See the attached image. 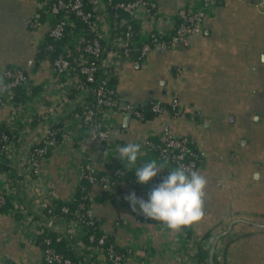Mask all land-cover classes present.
Returning a JSON list of instances; mask_svg holds the SVG:
<instances>
[{
  "label": "crops",
  "instance_id": "0c3cea01",
  "mask_svg": "<svg viewBox=\"0 0 264 264\" xmlns=\"http://www.w3.org/2000/svg\"><path fill=\"white\" fill-rule=\"evenodd\" d=\"M158 2L164 19L169 20L175 1ZM203 6L200 33L189 35L186 44L177 49L154 51L144 68L124 64L117 80L121 103L143 107L151 100L168 102L175 94L185 113L175 117L163 111L153 119L139 121L132 115L114 112L108 145L87 136L81 138L78 128L73 127L76 135L51 148L44 161L41 193L55 189L62 200L74 195L85 168L110 172L106 163L111 157L127 170L134 171L153 159L162 167L164 161L141 144L135 165H129L118 158L119 146L139 143L143 137L162 132L187 136L203 158L197 171L206 179L204 210L194 222V230L197 240L211 233L204 239L211 243L208 259L215 243L216 247L225 245V264H264V0H218L214 6ZM33 10L32 0H0V70L23 65L33 55L46 30L45 25L28 26ZM30 72L36 83L52 79L46 62L33 65ZM175 78L177 86L173 90L170 87ZM8 117L9 110L1 108L0 124ZM43 128L42 120L33 121L24 138L38 139ZM25 151L24 147L17 151L8 171L23 173L18 176L23 177L20 199L40 211L37 200L30 203L28 198L33 182L23 172ZM2 180L0 170V185ZM120 183L119 194L91 204L101 230L113 233L122 250L133 247L138 260L147 259L150 264L188 263L182 231L162 230L154 221L141 227L135 224L125 196L135 192L147 199L146 183H138L135 174ZM101 190L99 185H91L93 196ZM116 219L122 222L119 226L114 224ZM23 236L16 216L0 213V259L32 263L36 249Z\"/></svg>",
  "mask_w": 264,
  "mask_h": 264
},
{
  "label": "built area",
  "instance_id": "2783aa9c",
  "mask_svg": "<svg viewBox=\"0 0 264 264\" xmlns=\"http://www.w3.org/2000/svg\"><path fill=\"white\" fill-rule=\"evenodd\" d=\"M32 1L34 10L28 19V26L38 28L45 25L46 30L36 43L33 55L23 65L0 70L6 78L5 81L0 80V109L9 110V117L3 123L10 135H0V162L10 165L17 151L23 147L26 149L23 172L33 182L28 198L30 203L37 200L40 208V211H34L30 204L20 199L23 177L18 179V176L23 173L14 172L10 176V171H2L0 205L9 203V210L4 214L17 217L24 241L36 249L32 263L10 260L13 264H150L147 259L134 258L137 255L133 247L118 250L114 234L101 230L91 207L86 211L80 203V210L77 209L72 217L67 216V204L74 199L73 195L63 199L62 213H56L54 207L60 197L55 189L41 193L45 183L44 161L51 148L67 142L75 134L73 127L78 128L77 135L81 138L87 136L90 140L108 145L114 112L130 113L135 119L142 120V107L132 102H120L116 87L123 65L144 68L154 51L185 45L189 35L200 33L203 29V3L214 6L218 0H174V12L167 21L158 0ZM44 62L52 79L36 83L30 69ZM176 82L177 78L172 81L170 88L173 90ZM162 102L151 100L147 106L160 113L166 111ZM167 103L175 109L173 116L185 113L175 94ZM39 119L44 123L41 135L36 140L27 141L24 135L32 122ZM139 144L164 161L159 174L146 183V193L167 175L168 170L177 166L188 171L197 170L203 164L200 151L187 136L162 132L156 142L143 137ZM109 161L119 166L114 172L122 173L125 169L116 157H111ZM81 178H86L92 185H99L101 189L111 188L107 175L99 176L94 167L85 168ZM47 186L53 188L49 183ZM83 197L89 199L90 206L96 202L90 191ZM133 219L140 227L145 222L154 221L162 230L170 228L138 211L133 212ZM194 222L178 228L182 231L190 258L186 264H202L197 260L196 253L199 247H208L209 250L211 244L209 240H197ZM121 223L114 220L115 225ZM48 232H52L55 239L63 242L72 253L57 251ZM222 246L214 248V252L218 251L216 258L220 262L224 260ZM6 259H0V264ZM208 264H211L209 259Z\"/></svg>",
  "mask_w": 264,
  "mask_h": 264
},
{
  "label": "clouds",
  "instance_id": "9594fccd",
  "mask_svg": "<svg viewBox=\"0 0 264 264\" xmlns=\"http://www.w3.org/2000/svg\"><path fill=\"white\" fill-rule=\"evenodd\" d=\"M141 145L128 142L119 146L118 158L129 165H135ZM161 165L150 160L135 167L138 183L145 184L156 177ZM206 179L199 171L186 170L177 166L168 170L164 176L147 193V199L138 197L135 192L125 196L133 212H140L145 217L159 220L172 229H178L198 220L203 214V200Z\"/></svg>",
  "mask_w": 264,
  "mask_h": 264
},
{
  "label": "trees",
  "instance_id": "16d2710c",
  "mask_svg": "<svg viewBox=\"0 0 264 264\" xmlns=\"http://www.w3.org/2000/svg\"><path fill=\"white\" fill-rule=\"evenodd\" d=\"M12 67H14V66H12V65L6 66V68H12ZM0 80L1 81L6 80V78L3 75H1V73H0ZM19 96L21 97V95H19ZM162 103H163L166 111L170 114H173L175 109L171 105H169V103H167V102H162ZM141 111L143 112V119H142L143 121H145L147 119H153L155 117V115L158 114L157 112L153 111L149 106H143L141 108ZM2 134H7L8 136H10L9 132L7 131L6 126L4 124H0V135H2ZM149 138L152 141L156 142L158 139V136L153 135V136H149ZM57 139L59 140L58 137H57ZM192 147H194L193 144H192ZM106 166L108 168H110V172L100 170V171H98V175L99 176L107 175L108 182L110 183L111 188H110V190L102 189L97 195L94 196V199H100L101 200V199H106V198H109L113 195L119 194L121 192V183L120 182L129 179L132 175L135 174V172L133 170H127V169H122V173L114 172L115 167H119V166H117V165L114 166L111 163V161H109V160L107 161ZM9 167H10V165L7 162L6 163L0 162V170L1 171L8 170ZM120 170H121V168H120ZM9 175L10 176L14 175L13 170L10 171ZM91 185H92V183H90L86 178H81L80 183L77 185V187L75 189V193L73 195L74 199L67 204L69 207V211L66 214L67 216H69V217L74 216L77 213V209L80 210L78 208V205L80 203H83L84 209H86V211L89 207H91L90 203H89V199L83 197L84 194H86L87 192L90 191ZM63 204H65L63 202V200H60V199L56 200V205L54 207V211L58 214H61L62 213L61 207ZM9 207H10L9 203L0 205V213L1 214L7 213L9 210ZM97 229H96V231H97V233H99V231ZM210 234H211L210 232L203 234L201 239H205V238L207 239L208 236H211ZM48 236L52 239V245L57 251L62 252V253H66V254L72 253V250L70 248L69 249L66 248L64 246L63 242L57 241L55 239V235L52 232H48ZM117 249L122 250L119 247V245H117ZM223 252H224V260L222 262L218 261L216 258L218 251H215L213 253L212 257L217 262V264H225L226 263L227 257H226L225 245H223ZM196 257L200 263L208 264V247L207 248L206 247L205 248L199 247V249L196 253ZM3 264H13V262L10 259H6Z\"/></svg>",
  "mask_w": 264,
  "mask_h": 264
},
{
  "label": "water",
  "instance_id": "95a60500",
  "mask_svg": "<svg viewBox=\"0 0 264 264\" xmlns=\"http://www.w3.org/2000/svg\"><path fill=\"white\" fill-rule=\"evenodd\" d=\"M127 115H131L130 113H126ZM261 226H264L263 224H261ZM214 248H215V243L212 244L211 246V249H210V263L211 264H216L213 259H212V256H213V253H214Z\"/></svg>",
  "mask_w": 264,
  "mask_h": 264
}]
</instances>
